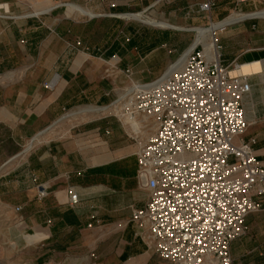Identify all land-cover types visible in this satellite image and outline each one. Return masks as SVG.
Masks as SVG:
<instances>
[{
    "label": "crops",
    "instance_id": "obj_1",
    "mask_svg": "<svg viewBox=\"0 0 264 264\" xmlns=\"http://www.w3.org/2000/svg\"><path fill=\"white\" fill-rule=\"evenodd\" d=\"M205 1L0 0V162L67 111L108 105L130 81L154 80L194 40L175 43L174 32L160 30L176 28H147L139 21L128 23L123 15L142 13L180 26L182 19L173 22V15L201 21L208 13L211 22L212 9H198ZM234 1V8L243 11V0ZM263 54L221 55L224 64L236 62L242 74L252 75L251 92L243 100L249 123L243 139L254 140L262 165L264 80L253 75L264 71L257 69L264 66ZM161 55L160 65L150 62ZM145 61L142 77L135 68ZM137 150L122 121L102 114L65 138L35 145L22 162L0 174V201L12 210L9 237L31 264H157L131 220L132 209L143 208L148 198L136 180ZM38 184L46 187L43 197ZM69 189L78 195L75 206L69 204ZM260 202L261 210L247 217L248 236L231 244L234 264H249L250 257L252 264H264V243L248 245L264 240V196Z\"/></svg>",
    "mask_w": 264,
    "mask_h": 264
},
{
    "label": "built area",
    "instance_id": "obj_2",
    "mask_svg": "<svg viewBox=\"0 0 264 264\" xmlns=\"http://www.w3.org/2000/svg\"><path fill=\"white\" fill-rule=\"evenodd\" d=\"M213 6L207 0L198 9ZM214 37L215 49L198 39L180 66L176 60L152 81H132L116 99L138 144L136 180L148 194L131 220L147 248L168 264H234L231 244L262 208L264 165L254 140L243 139L252 75L231 74L240 64H224ZM37 188L39 197L47 194L44 184ZM68 196L75 206L78 195L69 189Z\"/></svg>",
    "mask_w": 264,
    "mask_h": 264
},
{
    "label": "rangeland",
    "instance_id": "obj_3",
    "mask_svg": "<svg viewBox=\"0 0 264 264\" xmlns=\"http://www.w3.org/2000/svg\"><path fill=\"white\" fill-rule=\"evenodd\" d=\"M216 1H217V5H214L216 7L212 8V13H211L213 15L215 14V16H214L215 19L212 20L213 22L221 21L222 19H224V18H226L232 14H235V13L242 15V14H250V13H254V12L264 10V0H243V1H240L239 2L240 4H242V5L245 4V6H246V7H243L244 12L239 11L238 9L234 8V2H235L234 0H215V2ZM248 4H250V5H248ZM188 15H190V14H188ZM160 16L161 15L158 14V17H160ZM176 16L178 17L177 19H175ZM176 16L173 15L171 17L172 18L171 20L173 22H176L177 20L182 19V23L176 24V25H180L179 27L181 29L160 30V32H164V31L174 32L173 34L172 33L171 34H172V36L175 37V43H182L188 38L191 39L190 40V43H191L193 39L195 40L194 37H196V30L195 29L199 28V27L200 28L209 27V24L212 22V21L209 22L210 20L208 18L210 17V15H208V13L202 14L200 16L201 21H196V19H194V18L189 19L188 21H185V18H184L185 15L181 14V13L180 14L178 13ZM122 17H124V16H122ZM142 17L143 18L148 17L150 19H153L152 17H149L146 14H142ZM82 18H86V17L83 16ZM138 21L139 20H136L133 18H129V20H127L128 23H132V24H136V23H138ZM139 22H141V21H139ZM256 22H258L259 26H256ZM144 24H146V23H144ZM173 24H175V23H173ZM252 24H255V26L251 27ZM145 26L147 28H153L149 24L145 25ZM216 31H218L216 33V38L218 39V46L220 47L219 53L222 55L223 58L224 57H228V58L234 57L235 55L241 54L245 50H252L253 52H256V51L259 52V50H261V52L264 53V18H245V19H243L237 23H233V24L227 25L226 27H223L221 29L214 30V32H216ZM89 35L92 36V39H95L98 36V34H95L93 32L90 33ZM150 35H151V33L148 31L147 37H149ZM188 48H189V46H188ZM182 54L178 58H180L182 56ZM163 59H164V56L161 55V56H158L156 59H150V62H152V64L157 63L158 65H160V63H162L164 61ZM146 63L147 62L145 61V62L139 64V66L137 65L135 68L136 72L139 75H141L142 77L144 76L145 72L148 69V66H146L148 64H146ZM262 68H264L263 65L257 66V69H262ZM238 70L242 74V71L240 69H238ZM253 76H254L253 77L254 79H257L258 77L259 78L262 77L264 80V71H263V73H260L259 75H253ZM131 82L132 81H130L128 84L123 86L120 91H118V94L116 95V97L114 98L112 103H110L108 105L101 106V107L114 108L116 106L118 108V110L121 111V108H120L122 106L121 100L118 101L116 99H117V97L119 99L122 98L123 90L126 88L128 89ZM142 82H145V81H142ZM74 110H76V108L71 109L69 111H74ZM69 111H67V112H69ZM102 114H114L117 116V112H114L112 110L111 111L107 110L106 112L101 113L99 115H102ZM99 115H96V116H99ZM96 116H94V117H96ZM90 119H92V118H90ZM90 119H87V120H90ZM85 121L86 120H83V121H80L76 124L71 125L69 127L68 131L65 132L67 127L70 125V123H69V121H62L61 120L54 127L56 130L55 138H65L66 136H68L70 134L71 130L73 131V129L77 128L78 126L83 124V122H85ZM122 123H123V121H122ZM123 124H124L125 129L128 131V125H126L125 123H123ZM25 143L22 142L21 145L18 146V150L13 152V154H11V157L1 160V162H0V174L6 172L7 170H9L11 168H13L15 165L19 164L20 162H22L25 159L26 156L24 157V159L22 161H19L16 163V161H17L16 155H18L22 151ZM13 155H15V156H13ZM9 159H11V160H9ZM7 160H9V161H7ZM12 220H13L12 210L6 204H4L3 202L0 201V264H31L30 261L28 260V255L22 254V252L19 250V248L15 245V242L12 241L9 237V234L11 233L10 227L12 226ZM245 236L247 237L248 234ZM259 242L261 244H263L264 243L263 238H261L260 240L257 239L255 242L250 241L248 243L249 249H253ZM250 255H251V253H249L248 256H250ZM154 258L157 259V264H168L167 262H164V261L160 260L159 258H157L155 255H154ZM252 260H254V259L250 257L249 258V264H252Z\"/></svg>",
    "mask_w": 264,
    "mask_h": 264
},
{
    "label": "bare ground",
    "instance_id": "obj_4",
    "mask_svg": "<svg viewBox=\"0 0 264 264\" xmlns=\"http://www.w3.org/2000/svg\"><path fill=\"white\" fill-rule=\"evenodd\" d=\"M77 6L76 4H72ZM6 6V5H5ZM81 11L88 13L91 15V12L83 7L77 6ZM120 16V15H119ZM126 18H133L136 20H139L143 23L149 24L151 26H155V27H162V28H180L179 26H175L172 25L168 22L165 21H159V20H155V19H150V18H143L141 13H132V14H125L123 15ZM259 18V17H264V10L263 11H258V12H254V13H250V14H232L224 19H222L221 21H217V22H211L209 24V27L206 28H196V37L195 40L192 42L191 45H189V48L182 54V56L180 58H178L176 64L174 66H180L187 53L197 44L198 39H200L201 41H204L206 44V48L211 50L215 49L214 46V35L215 33H217L218 31L214 32V30L223 27L229 23H232L234 21H237L241 18ZM214 32V33H213ZM174 68L173 66L170 67L167 71L171 72V69ZM231 74H241V72L238 69H234L231 71ZM121 108V107H120ZM114 111L117 112V116L120 118L121 121H123V123H125L126 125H128V130L130 131V121L129 118L124 116L123 111H119L118 108L115 106L114 108H108V107H101V106H95V105H86V106H82L79 107L78 109L76 108V110L74 111H69L64 113L58 120H56L54 122L53 125L49 126L48 128H45L44 130L40 131L38 134H36L35 136H33L32 138L28 139L25 143V145L23 146L22 151L16 155L17 157V162L22 161L24 159V157L26 156V154L37 144L45 142L49 139L55 138L56 135V130H55V125H57L61 120L62 121H69L70 125L67 127V129L65 130L68 131L69 127L73 124H76L80 121L83 120H87L90 118H93L96 115H99L101 113H104L106 111ZM147 135L146 131H142V136ZM15 156V155H13ZM13 158V157H12ZM11 158V159H12ZM9 159V160H11ZM7 160V161H9ZM6 163V162H5ZM4 165V164H3Z\"/></svg>",
    "mask_w": 264,
    "mask_h": 264
}]
</instances>
